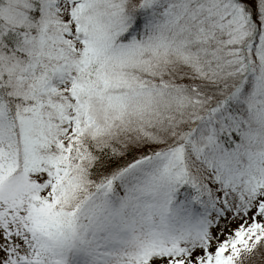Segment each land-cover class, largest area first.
I'll list each match as a JSON object with an SVG mask.
<instances>
[{
	"label": "snow or ice",
	"instance_id": "obj_1",
	"mask_svg": "<svg viewBox=\"0 0 264 264\" xmlns=\"http://www.w3.org/2000/svg\"><path fill=\"white\" fill-rule=\"evenodd\" d=\"M0 264H264V0H0Z\"/></svg>",
	"mask_w": 264,
	"mask_h": 264
}]
</instances>
